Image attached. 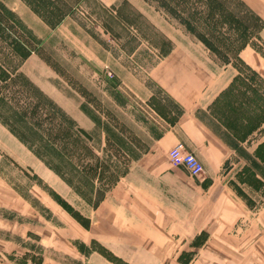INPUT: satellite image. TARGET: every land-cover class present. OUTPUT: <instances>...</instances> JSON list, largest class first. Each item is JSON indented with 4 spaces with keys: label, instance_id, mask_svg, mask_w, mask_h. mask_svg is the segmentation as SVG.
Returning a JSON list of instances; mask_svg holds the SVG:
<instances>
[{
    "label": "rangeland",
    "instance_id": "1",
    "mask_svg": "<svg viewBox=\"0 0 264 264\" xmlns=\"http://www.w3.org/2000/svg\"><path fill=\"white\" fill-rule=\"evenodd\" d=\"M16 1L48 27L44 35L16 15ZM0 13L31 42L0 25V180L9 188L0 187V204L11 208L0 209V259L252 264L264 219L229 226L238 195L264 207V166L232 146L218 192L208 196L209 179L148 150L158 120L126 87L130 78L146 85L156 58L176 43L205 48L215 65H236L244 41L264 55L260 24L239 0H0ZM255 157L264 161V146Z\"/></svg>",
    "mask_w": 264,
    "mask_h": 264
},
{
    "label": "crops",
    "instance_id": "2",
    "mask_svg": "<svg viewBox=\"0 0 264 264\" xmlns=\"http://www.w3.org/2000/svg\"><path fill=\"white\" fill-rule=\"evenodd\" d=\"M101 1L109 4L115 0ZM239 1L262 23L257 31V40L264 46V0ZM13 3L2 2L6 7H13ZM17 3L21 6H16ZM16 4V15L23 16V21L35 27L31 30L37 35L35 29L44 35V29L48 30V27L42 25V21L22 3L16 1ZM234 61L236 65L230 61L215 65L205 48L176 43L160 59L156 58L149 69L146 85L143 81L135 82L130 78V84L126 86L134 97L154 112L158 120L151 128L156 136L150 138L152 143L148 150H159L167 158L168 151L174 145L181 144L184 151L193 154L201 164L203 173L200 176L209 179L206 191L210 197L218 192L216 187L232 146L241 148L255 162L264 166V161L260 162L255 157L264 146V55L245 46L237 51ZM238 63L242 66L241 70ZM173 168L185 171L181 167ZM0 187L9 193L8 186L2 180ZM228 194L232 193L228 191ZM245 197L238 195V218L234 217L230 228L244 219L249 218L248 223L256 225L260 218L264 219V207L256 210L250 208L244 201ZM2 208L11 211V208L0 204ZM252 243L262 248L254 254L251 263L264 264V237ZM35 259L28 254H5L0 264H34Z\"/></svg>",
    "mask_w": 264,
    "mask_h": 264
},
{
    "label": "trees",
    "instance_id": "3",
    "mask_svg": "<svg viewBox=\"0 0 264 264\" xmlns=\"http://www.w3.org/2000/svg\"><path fill=\"white\" fill-rule=\"evenodd\" d=\"M253 18H254V20H256L260 24V26H259V29H260L261 26H262V23L255 16H253ZM0 25H2L3 28L6 29L10 34H12L17 40L22 41L23 45L27 46L28 48L31 47V42L21 32H19L17 30V28L11 22H9L8 20H6L1 13H0ZM256 38H257V34H256ZM245 46H249L252 49H254L255 51H258V52L261 53L260 49H258L255 45L244 41L242 43V45L239 48L236 49L233 57L236 58L237 51L240 48L245 47ZM32 48H34V47H32ZM41 50L42 49L38 48L35 51L36 55L40 58V60H42L50 69H52L59 76H61L65 80L69 81V78L67 77V75L65 76V74H63V73L61 74L60 73L61 71H60V68L58 66V61L59 60L57 58L53 57L54 55H52V54L49 55V54L42 53ZM120 131H121V129H120ZM226 137H227V139H229V141H231V142L234 143V141L231 139L230 136L226 135ZM226 145H228V144L226 143ZM106 148H108L110 150V152L114 155L115 158H118L119 157L117 148L115 146H113V144L111 145V143L109 142V140L107 138H106Z\"/></svg>",
    "mask_w": 264,
    "mask_h": 264
},
{
    "label": "built area",
    "instance_id": "4",
    "mask_svg": "<svg viewBox=\"0 0 264 264\" xmlns=\"http://www.w3.org/2000/svg\"><path fill=\"white\" fill-rule=\"evenodd\" d=\"M169 163L173 167L183 168L190 177H198L203 169L193 154L184 151L181 144L174 145L167 153Z\"/></svg>",
    "mask_w": 264,
    "mask_h": 264
}]
</instances>
